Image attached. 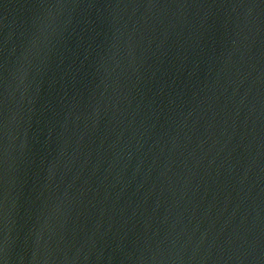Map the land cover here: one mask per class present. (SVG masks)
Instances as JSON below:
<instances>
[{"label": "water", "instance_id": "water-1", "mask_svg": "<svg viewBox=\"0 0 264 264\" xmlns=\"http://www.w3.org/2000/svg\"><path fill=\"white\" fill-rule=\"evenodd\" d=\"M0 264H264V0H0Z\"/></svg>", "mask_w": 264, "mask_h": 264}]
</instances>
